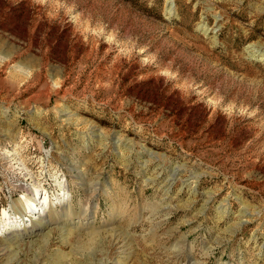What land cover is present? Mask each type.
Returning <instances> with one entry per match:
<instances>
[{"label":"rangeland","instance_id":"obj_1","mask_svg":"<svg viewBox=\"0 0 264 264\" xmlns=\"http://www.w3.org/2000/svg\"><path fill=\"white\" fill-rule=\"evenodd\" d=\"M34 188L0 264H264V0H0V220Z\"/></svg>","mask_w":264,"mask_h":264},{"label":"bare ground","instance_id":"obj_2","mask_svg":"<svg viewBox=\"0 0 264 264\" xmlns=\"http://www.w3.org/2000/svg\"><path fill=\"white\" fill-rule=\"evenodd\" d=\"M50 204V198L47 194H42L38 188H34L33 197L24 196L22 198V206L19 209L20 214L11 215L8 211H4L3 218L0 220V230L8 226L12 222H22L26 216H30L40 211L44 205Z\"/></svg>","mask_w":264,"mask_h":264}]
</instances>
